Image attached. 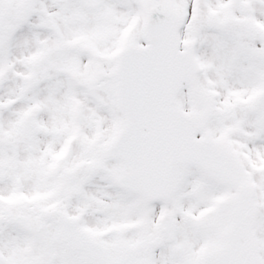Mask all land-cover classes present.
I'll return each instance as SVG.
<instances>
[{
  "label": "snow or ice",
  "instance_id": "obj_1",
  "mask_svg": "<svg viewBox=\"0 0 264 264\" xmlns=\"http://www.w3.org/2000/svg\"><path fill=\"white\" fill-rule=\"evenodd\" d=\"M0 264H264V0H0Z\"/></svg>",
  "mask_w": 264,
  "mask_h": 264
}]
</instances>
